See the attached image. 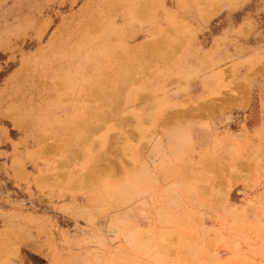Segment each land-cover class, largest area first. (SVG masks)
<instances>
[{
  "label": "rangeland",
  "instance_id": "obj_1",
  "mask_svg": "<svg viewBox=\"0 0 264 264\" xmlns=\"http://www.w3.org/2000/svg\"><path fill=\"white\" fill-rule=\"evenodd\" d=\"M133 1L0 0V264H264V0ZM90 28L175 40L78 148L98 74L75 93L59 68Z\"/></svg>",
  "mask_w": 264,
  "mask_h": 264
},
{
  "label": "bare ground",
  "instance_id": "obj_2",
  "mask_svg": "<svg viewBox=\"0 0 264 264\" xmlns=\"http://www.w3.org/2000/svg\"><path fill=\"white\" fill-rule=\"evenodd\" d=\"M155 1L156 0H134L132 2L133 3L132 10L133 12L136 13H140V12L145 13L149 7V4H152ZM206 1L207 3H209L210 0H194V3L196 4V6H198V9L201 8L202 11L204 8L203 4L206 3ZM94 22H95L94 28H97V21ZM93 29L90 28L87 31L88 35L86 36V39H79L76 40V42H74L75 46L80 48L81 47L88 48V50H83L82 52V50H77L78 48H76L75 46L71 48L72 49L71 53H75L76 64L73 63L74 68H72L69 72L66 71L68 73L62 72L59 68V72L61 73V75H63L62 78L67 82L62 84L63 85L62 87L68 88L69 90L73 89L74 92L76 90L79 91V88L81 89V87H83L84 82L89 83L91 81L92 78L90 73V67L91 65L95 64L94 72L98 74V77L94 80L93 82L95 83L94 88L92 89V91H89L87 93V98H85V102H84V103H88L89 101H91L92 105L90 107L86 105L78 106V108L74 111L75 113L71 114L69 122H71L72 127L74 126L75 129L71 130L69 139L67 138L68 142L66 141V144L69 145L72 144L77 146V144H82V147L84 148L85 146L87 147L88 145L92 144V138H91V136L93 135L92 133L96 134L97 132H99L100 130L99 128L102 129V127H104V125L108 122L109 119H114L115 117L120 118L118 111L121 108L122 102H127V100L124 98V92L126 91L125 89L128 88V86L130 85H136V86L139 84H140L139 86L144 85L145 82L144 81L140 82L137 75H139L141 72L144 73L145 70L150 68L151 65H154V63L163 62L166 56L169 55L170 53L168 50H167L168 52L165 50L166 48L164 49L165 47L164 45L165 44L169 45L171 42H173V40H175V39L172 40L167 39L166 37H164V39L162 38L160 40L158 39L147 40L135 47L128 48L127 46L124 45L123 42H119L117 44H110L109 43L110 40L109 41L107 40L109 37L103 35L100 36V37L105 36L104 37L105 39H103L102 41V45H95L97 43L96 35L92 33L89 34V32ZM116 33H118L117 30L114 34ZM89 35H91V37ZM172 44L173 45H171V48L172 46H174V43ZM174 47L173 49H175ZM61 54L70 55L69 52L65 49L61 52ZM62 55H60L61 56L60 61L63 63L65 62V60H63L64 56ZM108 64L112 65L111 68H109L108 71H104L105 66ZM47 74L49 75V78L53 80V82H56L55 77L57 72H55L54 74H51V72ZM144 77H146V75ZM57 85L59 84L57 83ZM53 89H55L54 86ZM78 91H76L75 93H78ZM54 102L57 105V102H62V99L55 98ZM59 107H61V104L59 105ZM76 116H78L77 118L79 121L73 123L72 121ZM92 117H97V119H99L98 120L99 122L96 124L92 123L90 120V118ZM53 119L54 117L52 119L50 118L42 119V121H40L41 129L45 131L54 129L52 128ZM46 123H48V125H45ZM117 123L118 120H115V124ZM61 128H59L60 130L57 129L58 132L60 131L64 132L63 131L64 128L63 130ZM66 129L68 131L67 127ZM126 133H128L129 137L133 138L132 132L127 131ZM68 135L69 134H66L67 137ZM64 136L65 135H63L62 137L66 139V136L65 137ZM78 146H77L78 148H81L80 145ZM108 150L109 149L107 148V151ZM107 151L106 153H108ZM97 153L99 155L98 154L96 155L95 157L96 159L98 157L101 158L103 157L102 155H104V153H101V155L100 152ZM80 212L81 213L79 214H82L83 217H85L84 215L86 214L85 213L83 214L82 211ZM8 243L11 244L10 242ZM19 243L21 244L22 240ZM14 244H18V242ZM1 245L4 244L1 243ZM13 248L15 249L14 246Z\"/></svg>",
  "mask_w": 264,
  "mask_h": 264
}]
</instances>
